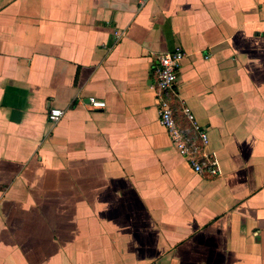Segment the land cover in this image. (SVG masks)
Returning <instances> with one entry per match:
<instances>
[{"label": "crops", "instance_id": "crops-1", "mask_svg": "<svg viewBox=\"0 0 264 264\" xmlns=\"http://www.w3.org/2000/svg\"><path fill=\"white\" fill-rule=\"evenodd\" d=\"M0 264H264V0H0Z\"/></svg>", "mask_w": 264, "mask_h": 264}, {"label": "built area", "instance_id": "built-area-1", "mask_svg": "<svg viewBox=\"0 0 264 264\" xmlns=\"http://www.w3.org/2000/svg\"><path fill=\"white\" fill-rule=\"evenodd\" d=\"M157 58L156 90L160 124L168 131L173 144L180 154L190 160L197 174L218 176L219 167L216 160H203L202 162L195 160V156L198 154L195 139L190 136V132L187 129L181 128L178 125L174 111L169 103L168 98L170 94H174L176 84L178 83L184 53L181 49H177L160 54ZM89 102L92 109H103L106 106L104 101L97 100L96 98H90ZM183 113L188 122L191 123L193 132L202 145L205 146L208 141L207 132L198 126L189 108L185 106ZM63 114L64 112L61 110L52 109L48 117L50 121L55 123L60 120Z\"/></svg>", "mask_w": 264, "mask_h": 264}]
</instances>
